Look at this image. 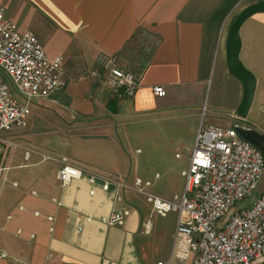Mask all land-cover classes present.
I'll return each instance as SVG.
<instances>
[{"label": "crops", "instance_id": "1", "mask_svg": "<svg viewBox=\"0 0 264 264\" xmlns=\"http://www.w3.org/2000/svg\"><path fill=\"white\" fill-rule=\"evenodd\" d=\"M257 1L0 0L10 20L34 33L50 58H63L64 85L33 106L71 140L65 156L82 171L64 186L57 176L61 158L45 160L49 154L22 145L19 160L18 141L32 134L14 132L17 128L5 133L9 142H0V166L8 167L0 177V264L174 263L178 214L158 215L145 197L132 193L128 185L134 179L109 163L121 147L108 136L112 127L103 120L110 114L196 105L198 114L210 88V106L228 111V126L256 124L236 113L243 85L228 68L227 38L236 15ZM240 34V56L255 72L257 84L264 82V12L248 18ZM105 57L116 58L120 67L137 75L139 87L132 97H119L103 85ZM156 85L165 87V96L155 94ZM84 122L94 130L86 132ZM100 143L104 146H94ZM119 182L126 187L119 188ZM174 182L170 173L167 187ZM177 194L157 193L167 199ZM118 195L122 201L116 200ZM122 206L130 207L125 223L108 224L114 208ZM148 220L149 234L144 230Z\"/></svg>", "mask_w": 264, "mask_h": 264}, {"label": "built area", "instance_id": "2", "mask_svg": "<svg viewBox=\"0 0 264 264\" xmlns=\"http://www.w3.org/2000/svg\"><path fill=\"white\" fill-rule=\"evenodd\" d=\"M63 66L61 56L50 58L34 33L20 30L0 5V142L8 143L5 133L28 124L35 100L50 96L64 85ZM102 69L104 86L119 97L135 94L139 87L137 75L120 67L116 58H103ZM97 74L98 69L93 71L94 76ZM154 92L160 97L166 95L163 85H156ZM260 111L264 117V104ZM238 127L256 130L264 136V125H199L188 153V168L182 173V194L167 199L149 191L151 180L135 178L132 188L145 197L154 213L178 214L173 264H264V190H259L264 152L243 138ZM51 158L44 155L45 160ZM61 162L57 176L67 186L82 171L67 156H62ZM7 169L0 166V177ZM90 180L94 182L95 177ZM109 185L108 180L103 188L108 189ZM118 187L124 188L126 184L119 182ZM94 193L92 189L91 194ZM247 198L248 206L234 207ZM116 200L122 201L123 196L118 195ZM129 214L130 207H116L106 221L123 225ZM144 230L151 233L150 220L144 224ZM155 264L167 262L160 260Z\"/></svg>", "mask_w": 264, "mask_h": 264}, {"label": "rangeland", "instance_id": "3", "mask_svg": "<svg viewBox=\"0 0 264 264\" xmlns=\"http://www.w3.org/2000/svg\"><path fill=\"white\" fill-rule=\"evenodd\" d=\"M253 73L255 74L254 71ZM210 97V88H208L202 97L198 114H196V105L190 109H180V111H156L149 114L126 116L110 114L111 116L105 117L103 121L112 127L108 136L115 137L119 142V147H121V149L115 148V157L109 163H113L114 168H118L116 172L130 176L131 180L134 179L129 184V189L134 195L143 196L137 194L135 189L132 188L136 177L151 180L153 185L149 191L153 193L157 194L165 191L168 194L169 192L171 194L173 192L183 193L185 177L182 175V171L188 168V153L193 147L199 125L206 123L222 127L228 126L225 117L228 111L214 110L210 106ZM263 104L264 82L262 81L257 84L252 109L248 116L258 126L264 125V117L260 111ZM39 117L42 118L41 121L35 122ZM88 124H83L82 128L86 129V132L94 130ZM52 125L50 120L43 118L39 111H34L32 105L28 124L14 130V132L32 134L28 136V139H19L18 142H21V147H17L19 153L20 151L24 152L23 145L57 158L67 155L66 152L68 151H66L65 144L71 140L65 138L66 134L55 131L56 128ZM69 134L76 136V133ZM94 146L103 147L104 145L100 143L98 145L94 144ZM75 147L76 149L79 148L77 144H75ZM177 154H181V156L178 157ZM22 157L23 154L20 153L18 159L21 160ZM157 173L162 176L160 179L155 178ZM170 173L173 175L175 182L167 187V179ZM259 190H264V175ZM171 196L173 197V195ZM249 202L250 200L247 198L244 201L235 203L234 207L239 208L242 204L248 206Z\"/></svg>", "mask_w": 264, "mask_h": 264}, {"label": "water", "instance_id": "4", "mask_svg": "<svg viewBox=\"0 0 264 264\" xmlns=\"http://www.w3.org/2000/svg\"><path fill=\"white\" fill-rule=\"evenodd\" d=\"M264 12V0H259L246 6L233 20L229 28L227 38V61L228 68L233 76L238 78L243 85V97L236 109V113L242 119H246L252 107L256 88L257 78L252 70L246 67L241 59L242 39L240 30L244 22L257 13ZM239 133L243 138L250 141L264 152V136L256 130H248L238 127Z\"/></svg>", "mask_w": 264, "mask_h": 264}]
</instances>
